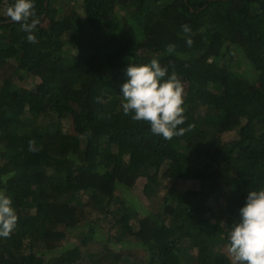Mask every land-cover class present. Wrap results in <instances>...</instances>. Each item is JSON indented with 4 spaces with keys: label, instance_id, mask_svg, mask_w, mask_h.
<instances>
[{
    "label": "trees",
    "instance_id": "16d2710c",
    "mask_svg": "<svg viewBox=\"0 0 264 264\" xmlns=\"http://www.w3.org/2000/svg\"><path fill=\"white\" fill-rule=\"evenodd\" d=\"M10 3L0 0V190L18 196V221L0 237V264H231L227 233L247 191L264 187V0H34L35 42ZM153 58L183 85L186 131L170 140L122 112L125 67ZM24 76L38 78L32 91ZM140 178L149 200L161 178L198 188L170 186L149 214L129 195Z\"/></svg>",
    "mask_w": 264,
    "mask_h": 264
},
{
    "label": "clouds",
    "instance_id": "9594fccd",
    "mask_svg": "<svg viewBox=\"0 0 264 264\" xmlns=\"http://www.w3.org/2000/svg\"><path fill=\"white\" fill-rule=\"evenodd\" d=\"M7 16L20 23L28 33L27 39L35 42L33 35L38 21L35 17L34 0H11L6 6ZM182 32H191L189 25H181ZM185 43L191 46L190 36ZM168 45L167 51L174 50ZM126 79L120 85L122 112L135 121L148 124L152 134L170 140L184 135L183 85L175 72L169 73L157 58L148 63L131 61L124 69ZM29 150L36 151L35 141H29ZM18 215L11 196L0 190V237H9L17 226ZM228 253L232 264H264V187L248 190L244 204L238 209V219L227 233ZM191 252V251H190ZM191 254V253H190Z\"/></svg>",
    "mask_w": 264,
    "mask_h": 264
},
{
    "label": "rangeland",
    "instance_id": "374dc122",
    "mask_svg": "<svg viewBox=\"0 0 264 264\" xmlns=\"http://www.w3.org/2000/svg\"><path fill=\"white\" fill-rule=\"evenodd\" d=\"M81 3V0H80ZM67 43H65V48H69V53L73 54L74 53V46L73 44L68 46L66 45ZM18 82V85L20 88H25L28 89L30 91H32L35 87V85H38L39 80L36 77H22L21 80L16 81ZM69 130L67 125H64L63 127V131L67 132ZM237 138V132L233 131L230 133H225L224 136H222V140H224L225 142H229L232 141L234 139ZM145 184V178H140L136 185L135 188L132 189L129 192L130 196H134L136 198V200L134 202L140 204L144 210L146 211V213L149 214H157L160 213L161 210V206H162V202H163V198L166 195V191L168 190V188L170 186H172V188H174V190H191V189H197L198 188V182L197 181H190V180H178L176 183H170L169 180H166L164 178H161V181L159 183V186L156 188V191L154 192V194L152 195V200L147 199L145 196H143L142 194V190H143V186ZM13 203L15 204L18 201V196L16 194L13 195ZM143 214L142 212L139 213V217H142ZM75 234L73 235H69L70 238H73ZM98 235V234H97ZM95 236L96 242L100 241L102 239V236ZM66 244V242L64 243V245ZM72 246L74 245H78L77 239H73V241H71ZM92 251H94L95 249H97V247H91ZM182 249V248H181ZM127 251H130L134 254H136L138 256V258L140 259L141 257L146 259L147 257H145V252H143L144 250L142 248H139L138 246H131V247H126ZM226 257L229 259L230 263L232 264V257L231 255L228 253L227 251V247L224 248L222 250ZM191 252L187 249H182L181 252V258L184 261H188L187 257ZM143 259V260H144ZM135 260V258H130L128 260V263L131 264L133 263V261Z\"/></svg>",
    "mask_w": 264,
    "mask_h": 264
}]
</instances>
